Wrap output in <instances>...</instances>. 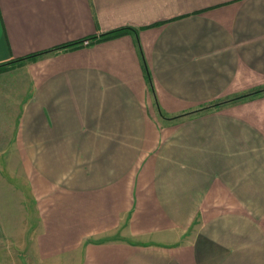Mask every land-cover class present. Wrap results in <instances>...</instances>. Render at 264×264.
I'll return each instance as SVG.
<instances>
[{
    "label": "crops",
    "instance_id": "1",
    "mask_svg": "<svg viewBox=\"0 0 264 264\" xmlns=\"http://www.w3.org/2000/svg\"><path fill=\"white\" fill-rule=\"evenodd\" d=\"M19 61L0 264H264V0H0Z\"/></svg>",
    "mask_w": 264,
    "mask_h": 264
},
{
    "label": "rangeland",
    "instance_id": "2",
    "mask_svg": "<svg viewBox=\"0 0 264 264\" xmlns=\"http://www.w3.org/2000/svg\"><path fill=\"white\" fill-rule=\"evenodd\" d=\"M33 65L31 61H19L4 71L6 66L0 67V176L3 179L25 176L16 134L25 97L29 93L27 81ZM223 99L215 102H223ZM212 102L215 103L211 101L203 106L208 107Z\"/></svg>",
    "mask_w": 264,
    "mask_h": 264
},
{
    "label": "trees",
    "instance_id": "3",
    "mask_svg": "<svg viewBox=\"0 0 264 264\" xmlns=\"http://www.w3.org/2000/svg\"><path fill=\"white\" fill-rule=\"evenodd\" d=\"M127 29H129V28H127V27L119 28V29H115V30L103 33V34L100 35L99 39L103 40V39L113 38V37H115V36H117V35H119V34H121L123 32L128 31ZM80 44H81V42H79V43H69V44H66V45H61L58 48H60L61 50H63V49H72V48H75V47L79 46ZM17 60H19V59H17ZM256 93L257 92H254L253 94H256ZM249 95L250 94H243V95H241V98L242 97H247Z\"/></svg>",
    "mask_w": 264,
    "mask_h": 264
},
{
    "label": "built area",
    "instance_id": "4",
    "mask_svg": "<svg viewBox=\"0 0 264 264\" xmlns=\"http://www.w3.org/2000/svg\"><path fill=\"white\" fill-rule=\"evenodd\" d=\"M82 43H83L84 45H86V44L89 43V40H88V39H85V40L82 41Z\"/></svg>",
    "mask_w": 264,
    "mask_h": 264
}]
</instances>
